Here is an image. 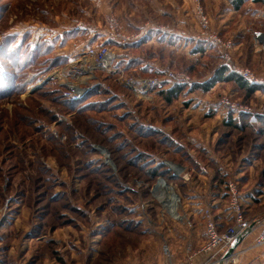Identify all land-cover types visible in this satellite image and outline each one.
I'll list each match as a JSON object with an SVG mask.
<instances>
[{
  "label": "rangeland",
  "instance_id": "rangeland-1",
  "mask_svg": "<svg viewBox=\"0 0 264 264\" xmlns=\"http://www.w3.org/2000/svg\"><path fill=\"white\" fill-rule=\"evenodd\" d=\"M225 5L0 0V264H179L190 222L163 205L191 215L230 180L249 198L245 213L264 216V124L256 119L264 89L196 86L228 66L227 56L264 80L254 37L217 27ZM171 29L188 33L187 43ZM91 46L116 59L87 78L77 58ZM152 79L160 83L146 89ZM176 87L168 100L164 92ZM170 164L180 167L174 178L162 173Z\"/></svg>",
  "mask_w": 264,
  "mask_h": 264
},
{
  "label": "built area",
  "instance_id": "built-area-1",
  "mask_svg": "<svg viewBox=\"0 0 264 264\" xmlns=\"http://www.w3.org/2000/svg\"><path fill=\"white\" fill-rule=\"evenodd\" d=\"M198 1V0H194ZM200 20L202 22V27L208 30V21L202 15V9H200ZM205 34V33H204ZM211 41L214 44H217L220 46L221 39L217 35H213L210 37ZM254 43L256 46V51L262 52L264 55V30L257 31L254 37ZM223 46L226 47V49H231L234 47V44L232 41L227 42V45L223 44ZM79 57L77 60L79 62H82V66L78 68L77 70L79 72L87 73L84 77H87L90 75L89 73H93L96 69L99 68H108L113 65V62L116 59L114 51H111L108 47H87L85 50H83L82 53L78 55ZM228 61H226V65L230 69L235 70L241 77L246 79L249 82H264V80L257 78L253 71L250 69H239L237 65L231 60L229 56ZM76 58L71 60V63H75ZM89 64V66H87ZM181 80H188V77H185V79ZM132 83V81H130ZM160 81L158 79H152L150 81L146 82V89L153 88L154 86L158 85ZM74 89V91L80 90L77 86L70 85ZM78 88V89H77ZM84 90V89H82ZM221 103L233 110H239V109H245V111H252L251 108L246 107L243 108L242 106H238L236 103L232 102L231 100L224 98ZM264 115V107L260 111ZM175 166L176 164H170L169 168L172 170L173 174L179 175L180 170H176ZM226 187V195H227V203H228V211L229 215L232 217V221L228 223V225L225 227V229H222L219 225V222L216 220L214 214L212 213L210 208H207L205 210V218H206V242L204 245L200 248V252L209 254L211 256V259H214V261H204L202 264H228L230 261L235 260L238 256V252L235 250L231 251V247L233 243L239 238L244 236H247L249 233H251L256 225L255 222L252 220H248L246 217L245 209H244V203L242 194L238 187V182L236 180H230L225 183ZM178 203V202H177ZM169 204H164L163 209L164 212L167 213L169 216L177 218L174 216L173 212L169 209ZM177 211L178 210V204H177ZM181 218H186L187 220V213L185 212L184 215H182L179 212ZM178 219V218H177ZM243 238V239H244ZM264 246V219L261 221L259 225V231L255 239L254 247H261ZM164 253L167 255L169 259L172 257L171 248L168 245H164ZM230 253V254H229ZM229 254V255H228ZM169 264H177L175 262L170 261ZM179 264H188L186 261H182Z\"/></svg>",
  "mask_w": 264,
  "mask_h": 264
},
{
  "label": "crops",
  "instance_id": "crops-1",
  "mask_svg": "<svg viewBox=\"0 0 264 264\" xmlns=\"http://www.w3.org/2000/svg\"><path fill=\"white\" fill-rule=\"evenodd\" d=\"M221 2H224V4H226V8L218 10V20L220 21H217V27L219 28V30L222 29V31H227V33L233 34V37L236 39L238 36H241L240 34L252 35V37H255L257 31L264 30L263 3L255 4L250 0V2H248V5H245L244 10H242L243 8L241 10H236L230 0H221ZM250 5H253L254 7H248ZM227 14H229L228 19H226ZM245 19H251L248 23L249 25L243 24L242 21H244ZM167 35L177 38L179 41L183 42V44L187 43L189 37V34L184 32V30L175 31L171 29L168 31ZM235 44L236 52L242 51V43L235 42ZM196 54H202V52L198 51L196 52ZM249 202V198L246 199L245 197H243V203L245 208L247 206L251 207ZM205 203L206 204L203 207L200 204L197 205L201 206L203 209H197L194 212L191 211V215L186 212L187 217L189 219L188 223L190 222V233L186 235V239L184 240V244L186 245L185 248L182 247V252H180V254L178 253L179 256L177 255V257L178 259H182L180 261H186L188 264H202L204 261L207 260L210 262L214 261V259H211V256L209 254L202 253L199 251L207 239L206 218L204 214L207 208L211 209L212 213L214 214L216 220L219 222V225L222 229H225L228 223L232 221V217L229 215L228 211L225 183L223 184L221 191L215 193L212 202L210 203V201H208L207 199L205 200ZM246 217L248 220L254 221L256 227L238 244V246L236 247L238 256L235 260L230 261L228 264H264V246L254 247L255 239L259 231V225L263 220L264 216H250L246 213ZM200 225L204 226L202 227L203 229ZM173 251L175 253L176 249H174ZM160 264H165V262H160Z\"/></svg>",
  "mask_w": 264,
  "mask_h": 264
},
{
  "label": "trees",
  "instance_id": "trees-1",
  "mask_svg": "<svg viewBox=\"0 0 264 264\" xmlns=\"http://www.w3.org/2000/svg\"><path fill=\"white\" fill-rule=\"evenodd\" d=\"M251 1L255 4H259V3L264 4V0H251ZM230 2L232 3L233 7L236 10H241L244 7V5H246L248 2H250V0H230ZM199 51L203 52L204 48H201V50H199ZM130 64L134 65L135 64L134 60L130 61L127 65H130ZM229 81L236 82L240 88H242L243 90H245L249 94L254 93L255 91H258V89H264V87H259V85L253 84V83L247 81L246 79H244L243 77H241L239 74L234 73L228 66L219 67L217 69L215 75L212 76L208 81H206L200 85H196V86L200 87L204 90H210L217 82H229ZM179 89L181 90V88L176 87V88H173L171 90L165 91L164 94H166L168 100L171 101L172 98L174 96H176L177 93H179V91H180ZM229 113H231V112H229ZM239 114L241 115L242 113H239ZM257 114L258 115L256 116V119L264 124V115L260 114V113H257ZM233 120H235V119L233 118V115H231L229 117V124L233 125L234 124ZM161 169L163 170L162 173L166 172V173H168V176H170V177L173 176V178H174V174H173L171 169H169L168 167H164L163 165H161ZM152 175L157 176L158 172L154 170Z\"/></svg>",
  "mask_w": 264,
  "mask_h": 264
},
{
  "label": "bare ground",
  "instance_id": "bare-ground-1",
  "mask_svg": "<svg viewBox=\"0 0 264 264\" xmlns=\"http://www.w3.org/2000/svg\"><path fill=\"white\" fill-rule=\"evenodd\" d=\"M175 168H176V170H178V171L180 170V167H178V166H175ZM166 195H167V193H166ZM167 199H168L167 196H166V197H163V200H167ZM167 204L171 205L170 202H168ZM169 209H170L171 212H173V214H174L175 217H177V218H179V219L181 218L179 212L177 211V204H176V209H175V208L172 209L170 206H169Z\"/></svg>",
  "mask_w": 264,
  "mask_h": 264
},
{
  "label": "water",
  "instance_id": "water-1",
  "mask_svg": "<svg viewBox=\"0 0 264 264\" xmlns=\"http://www.w3.org/2000/svg\"><path fill=\"white\" fill-rule=\"evenodd\" d=\"M243 238H244V236H242V237H239L234 243H233V245H232V247H231V251H233V250H235V248L238 246V244L243 240ZM230 254V253H229ZM228 254V255H229Z\"/></svg>",
  "mask_w": 264,
  "mask_h": 264
}]
</instances>
